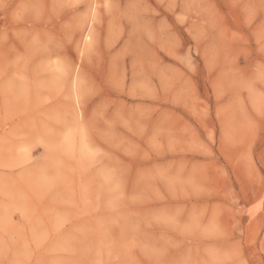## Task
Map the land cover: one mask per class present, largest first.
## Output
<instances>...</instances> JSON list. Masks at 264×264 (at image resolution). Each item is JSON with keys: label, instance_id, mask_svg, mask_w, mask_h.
Instances as JSON below:
<instances>
[{"label": "rangeland", "instance_id": "obj_1", "mask_svg": "<svg viewBox=\"0 0 264 264\" xmlns=\"http://www.w3.org/2000/svg\"><path fill=\"white\" fill-rule=\"evenodd\" d=\"M0 264H264V0H0Z\"/></svg>", "mask_w": 264, "mask_h": 264}, {"label": "bare ground", "instance_id": "obj_2", "mask_svg": "<svg viewBox=\"0 0 264 264\" xmlns=\"http://www.w3.org/2000/svg\"><path fill=\"white\" fill-rule=\"evenodd\" d=\"M87 38L89 39V36H87ZM85 39V38H84ZM85 41V40H84ZM82 146V145H81ZM84 146V145H83Z\"/></svg>", "mask_w": 264, "mask_h": 264}]
</instances>
